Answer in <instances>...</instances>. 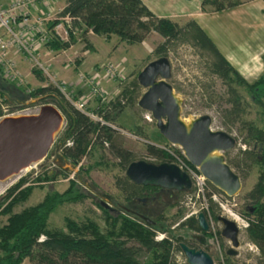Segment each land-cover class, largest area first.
<instances>
[{
    "label": "trees",
    "instance_id": "16d2710c",
    "mask_svg": "<svg viewBox=\"0 0 264 264\" xmlns=\"http://www.w3.org/2000/svg\"><path fill=\"white\" fill-rule=\"evenodd\" d=\"M248 1L201 0L200 9L204 13L220 12ZM65 16L70 18L68 30L71 38L73 31L78 30L85 41L86 34L92 32L105 37L115 35L128 43H140L154 32L163 39L154 49L157 58L166 56L170 47L181 43H188L210 57L207 69L211 76L227 83L225 100L230 106L228 113L231 118L224 124L229 126L236 123L243 143L249 147L241 151L242 163L230 160V165L240 169L243 163L245 166L254 164L259 169L256 182L244 195L247 203L244 217L248 222L244 233L260 252L256 264H264V126L260 127L243 117L242 98L232 84L242 86L264 115V69L255 80H246L195 20L189 19L180 24L169 17L157 16L143 0H65L57 17L46 23L48 31L52 30L59 18ZM45 45L52 50L68 47L66 42L56 36L45 42ZM261 59L264 66V54ZM32 73L42 84L29 91L16 87L18 98L21 101L35 99L41 104H53L62 113L64 126L51 147L52 151L48 153L56 154V165L38 173L25 186L26 177H22L7 188L6 195L0 199V215L6 216L5 222L0 224V264H22L25 259L37 260L39 264H173L174 251H182L180 243L205 251L213 258L207 243V238H212L213 233L203 231L194 216L182 220L179 213L169 219L159 212L151 218L154 223L140 217V214H149H146L148 208L138 199L147 196L158 186L136 184L125 174L127 165L135 159L131 151L121 146V132L110 126L115 125L117 115L122 110L123 104L119 99L99 104L93 112L99 119H94L76 109L55 84L46 81L40 69L34 68ZM2 79L11 83L5 75ZM2 89L0 87V118L5 114L3 106L8 105L6 91ZM138 133L137 130L135 135ZM67 141H71V145H67ZM96 146L103 149L109 146V151L118 160L117 166L124 171L114 181L121 193L120 204L123 207L117 204L111 207L105 201H96L106 224L105 230H101L92 219L79 223L69 218L65 220V230L48 228L49 216L57 206L82 202L93 195L88 194L94 186L89 175L91 167L83 164V161L96 150ZM164 146L148 144V159L145 160L152 163L172 162L166 150L171 145L165 142ZM100 158H105L102 151ZM73 171V177L68 180L63 191L52 189L36 204L13 211L16 205L29 198L36 186L34 183L67 178ZM209 187L214 192L222 193L212 184ZM128 203L134 204L130 210L124 208ZM209 213L217 221L218 214L211 198ZM179 216L177 221L175 218ZM175 224V228L171 229L170 226ZM157 233L165 236L156 239ZM193 233L200 234L199 237L204 241ZM216 237L222 240L219 230ZM222 251L224 262L230 264L232 256L227 255L225 248Z\"/></svg>",
    "mask_w": 264,
    "mask_h": 264
},
{
    "label": "rangeland",
    "instance_id": "374dc122",
    "mask_svg": "<svg viewBox=\"0 0 264 264\" xmlns=\"http://www.w3.org/2000/svg\"><path fill=\"white\" fill-rule=\"evenodd\" d=\"M146 1L154 10L159 12L168 10L171 7V0ZM7 2L8 0H0V3L3 4ZM64 2L65 0H54L49 5L50 8L48 10H43L46 11L43 14H39L38 11L36 12L34 9H30V17H41L43 20L41 27H46V23L49 20L57 17ZM174 20L180 24L187 21L185 17H178ZM199 20L206 28L211 30V34H213L214 40L219 48L234 61L232 64H234V67L238 69L246 80L251 82L260 75L264 66L261 59L262 55L256 54L258 49H255L256 52L253 49L255 53L246 57L238 49L237 45L244 43V41L247 44L250 42V45L254 43L252 32H250L248 27L243 26L240 15L228 16L223 13L207 16L209 27L205 21ZM253 35L255 36V33ZM39 36L38 29L36 28L35 31L28 33L26 38H29L31 42ZM86 39L85 41L82 38L80 31L74 30L73 37L71 38L69 36V40L66 41L68 47L62 50H52L43 41L35 52L40 65L29 60L26 54L23 53V50L19 49L13 43L12 47L7 51L6 59L9 63L13 62V70L19 73V76L17 78H10L5 72L4 64L0 65V87L6 91L4 93H6V101L8 104L4 107V116L34 114L39 110L42 104L35 99H24L21 101L18 98L16 87H21L29 91L40 86L42 83L35 79L33 76L35 74L32 73V69L38 68L42 70L43 67L46 69L43 75L48 83L55 85L63 84L65 92L72 97L84 95L88 99L86 104L87 111L92 114L95 111L94 109L98 108L99 104L109 103L115 98L119 99L123 107L117 115L115 126L123 131L120 135V144L123 148L132 152L135 160L148 159L146 146L153 144L156 147H163L166 140L157 129L151 114L137 105L139 98L146 90L138 83L137 75L148 62L158 57L154 49L163 41L162 37L152 32L140 43H128L120 40L115 35L105 37L88 32ZM256 40H260V37L257 36ZM262 45L264 46V44ZM165 57L170 62L171 75L168 82L180 99V116L182 120L188 123L191 119L200 115H209L213 130H223L235 138L234 147L228 152H221L225 161L229 165L231 164L230 160L242 163L241 151L249 149V147L243 143L242 135L239 134L236 123L229 124V126L224 124V121L231 118V115L228 113L230 106L225 100L227 83L217 77L211 76L207 69V62L210 60V57L188 43H181L174 45L172 48L170 47ZM108 68H111V71L109 72L110 77L108 76L109 79L107 80V77H103L102 75H104V72ZM96 73L100 75V86L105 90L103 101L97 94L95 96L91 94L92 85L89 83V80ZM4 75H8L7 77L11 83L2 79ZM80 76H83L82 81H79ZM19 77L22 79V82H19ZM232 84L242 98L244 108L242 112L243 117L263 127L264 115L261 113V108L242 86ZM96 117L94 116V118ZM63 126L55 135V141L61 133ZM137 130L139 133L135 135ZM109 148V146H105L104 149L96 146V150L89 156H86V159L83 161V164L91 167L89 175L93 180L94 186L90 188V193H87L93 195L87 197L82 202L64 203L57 206L49 216L48 228L65 230V220L69 218L79 223L92 219L98 224L101 230H105L106 224L100 209L96 206V201H105L111 207H114L116 204L123 207L120 204L122 199L121 193L115 186L114 181L117 176H122L124 171L117 166L118 160L109 151ZM100 151L105 154L104 159L100 158ZM46 156L28 170L15 174L12 178L9 177L8 179L0 180V199L6 195L7 188L11 187L22 177H26L25 186L38 173L54 167L56 165V154H48ZM230 166L241 177V189L233 197H228L222 192V195H218L216 200L212 199L213 207L218 215L227 216L234 221L239 220L235 216L232 218V213H234L245 220V206L247 203L244 200V195L256 182L259 169L254 164L245 166L243 163L240 169L232 167L233 165ZM72 173L67 178L59 177L54 181L34 183L36 186L29 198L25 202L16 205L13 211H19L25 206L36 204L52 189L63 191L68 185V180L72 178L70 177ZM171 190V192L164 190V193L158 194V197L154 201L151 200V205L147 207L148 210L146 211V214L149 215L145 217L151 220L157 213L162 212L169 219H172L174 216L176 217L179 213L182 216V220L186 219L184 216L188 211V207L185 204H181V202L183 201L185 203L184 198L188 190L184 192H177L174 189ZM174 193L176 197L169 196V194L173 195ZM133 205V203H128L124 205V208L130 210V207H134ZM180 216L175 219L179 221ZM5 219L6 216L0 215V224L4 223ZM151 222L154 223L152 220ZM237 225L240 228V245L237 248L238 254L232 256L229 263L256 264L260 252L255 244L250 242L245 236L242 222H237ZM175 226L176 224L170 226V228L174 229ZM220 228L221 223L214 221L215 232L217 230L220 231ZM209 231L212 230L209 229ZM194 236L196 238H202L199 237L200 234H194ZM207 239L208 247L213 254V262L215 264H221L218 262L219 260L221 261V254L218 255L217 244L220 246L223 244L222 249H227L229 246L227 240L224 238L222 240L215 238L214 234L212 238ZM201 240L204 241L203 239ZM172 261L187 264L184 254L177 250L173 253ZM22 264H39V261L25 259ZM225 264H228V262H225Z\"/></svg>",
    "mask_w": 264,
    "mask_h": 264
},
{
    "label": "water",
    "instance_id": "95a60500",
    "mask_svg": "<svg viewBox=\"0 0 264 264\" xmlns=\"http://www.w3.org/2000/svg\"><path fill=\"white\" fill-rule=\"evenodd\" d=\"M170 62L161 56L148 62L138 73V83L146 90L137 105L151 114L166 142L177 145L187 161L197 167L207 181L228 197L241 189V177L225 161L221 152L235 145L233 135L211 128L209 115H200L188 123L180 116V99L168 82ZM64 124L62 113L53 104H42L34 114L2 116L0 118V180L18 174L25 167L44 159L54 143L55 135ZM134 183L154 185L165 189L190 190L191 180L186 172L171 162L152 163L133 160L125 170ZM107 205V204H106ZM141 218L151 222L143 215ZM199 227L207 232L208 223L202 212L196 216ZM220 236L228 240V256H236L240 245L239 227L233 219L218 215ZM152 223V222H151ZM187 264H213L205 251L180 243ZM173 264H180L174 262Z\"/></svg>",
    "mask_w": 264,
    "mask_h": 264
},
{
    "label": "built area",
    "instance_id": "2783aa9c",
    "mask_svg": "<svg viewBox=\"0 0 264 264\" xmlns=\"http://www.w3.org/2000/svg\"><path fill=\"white\" fill-rule=\"evenodd\" d=\"M54 0H8L6 4L0 3V65L4 64L5 72L10 76V78H17L19 76V73L13 70L12 65L14 66L13 62L9 63L7 62L6 56L7 51L12 47L13 43L16 44V46L23 50V53L26 54V56L29 58V60H32L34 63H38L37 57L35 55L36 50L38 49V46L43 42L49 41L53 36H56L59 40L66 42L69 40V30L70 27V18L65 16L59 18V21L54 25L52 30L48 31L47 27H41L42 26V18L41 17H30V9H36L37 6L40 4L44 5H50L53 3ZM39 14H43L46 11H43L41 9L38 10ZM38 29L39 37L37 39H33L30 42L29 38H26V35L28 33H31L32 31H35V29ZM111 68H108L105 72L103 77H107V80L109 79L108 76ZM41 70V69H40ZM45 68L42 67V72H45ZM5 75V76H8ZM99 74L96 73L95 75H92V77L89 80V83L92 85L91 87V94L92 96H95L96 94L101 98V100H104L105 97V90H103L100 86V79ZM112 76V75H111ZM82 77H79V81H82ZM19 82H22V79L18 78ZM56 86L60 89V91L63 93L64 97L78 110L86 113L91 118H94L95 115L87 111V98L82 95L78 96L77 98H74L70 96L68 93L64 90V85H57ZM5 106H3L4 108ZM5 111V108H4ZM99 119V118H94ZM112 128L119 130V132L123 133V131L116 127L115 125H110ZM71 141H67V145H71ZM107 145V144H106ZM171 145V144H170ZM164 148V147H162ZM168 153L172 157V162L176 164L181 171L186 172L191 180V190L187 191L185 194V203L182 201L181 204H185L186 207H188V211L185 214L184 218L194 216L196 217L198 213L202 212L205 216V219L208 223L209 229L212 230L211 232L214 234V237L217 235V231L214 230V220L209 213V198L216 200L218 195H222V193L214 192L209 187V182L207 179L203 176V174L199 171V169L193 165H191L184 153L183 150L177 146V145H171V147L166 148ZM152 160V159H151ZM81 164V162L76 166V170L78 169V166ZM73 173L70 175V177H73ZM233 216H235L239 220H235L236 224L237 222H242V225L244 228L248 225L247 220L241 219L239 215H236L232 213ZM218 222V221H216ZM238 226V225H237ZM239 227V226H238ZM240 229V228H239ZM216 233V234H215ZM165 235L162 233H157L155 238L156 239H162ZM228 242V240H227ZM229 244V242H228ZM218 246V255L221 254V261L219 260L221 264H225L223 260V251L219 244ZM230 245V244H229ZM181 253H183L181 251ZM174 263V262H173ZM213 264H215L213 262Z\"/></svg>",
    "mask_w": 264,
    "mask_h": 264
},
{
    "label": "crops",
    "instance_id": "0c3cea01",
    "mask_svg": "<svg viewBox=\"0 0 264 264\" xmlns=\"http://www.w3.org/2000/svg\"><path fill=\"white\" fill-rule=\"evenodd\" d=\"M143 2L157 16L169 17L172 20H174L178 17H185L187 20H189V19L195 20L203 28V30L208 34V36L213 40V42L216 44L217 48L228 59V61L231 64L234 63V61L231 60L230 57H228L227 54L222 49L219 48V46L217 45V43L214 40L213 34H211V30L206 28V26L199 19H201L202 21H205V23H207L208 22L207 16H210V15H218V14L225 13L228 16H231V15L235 16L236 14H238V15H240V17H242L241 21H242L243 26L248 27L250 29V32H252L253 41H254V43H252L251 45H250V42H248V44H247V42L244 41V43L237 45L238 49L243 53L244 57H246L248 55L251 56V54H254L257 49H258L256 52L257 55L261 56L262 54H264V46L262 45V44H264V2L262 0H250V1H248L244 4H241L239 6H236L234 8H230V9L223 10L220 12H213V13H204L201 11V9H200L201 0H197V1H195V0H171V5H170L171 7L168 10H165L162 12L154 10L147 3L146 0H143ZM192 4H194V5H192ZM49 8L50 7L48 5H44V4L40 5L39 4L37 6V8L34 10L37 12L39 9L48 10ZM174 21H176V20H174ZM208 23H207V25L209 27ZM254 33H255V36L253 35ZM257 36L260 37V40H256ZM253 49L254 50L256 49L255 52H253L254 51ZM248 61H251V60H248ZM232 65L234 66V64H232ZM34 77H35V79H37L36 76H34Z\"/></svg>",
    "mask_w": 264,
    "mask_h": 264
},
{
    "label": "flooded vegetation",
    "instance_id": "af4514ba",
    "mask_svg": "<svg viewBox=\"0 0 264 264\" xmlns=\"http://www.w3.org/2000/svg\"><path fill=\"white\" fill-rule=\"evenodd\" d=\"M166 190L168 192H171L172 190L169 189H165V188H160L158 187L156 190L148 193L147 196L143 197V198H139L138 200H140L142 202V205L143 206H146V207H149L151 204V200L154 201L157 197H158V194H161V193H164L163 191ZM178 192V191H177ZM170 197H176V194L174 193L173 195L169 194ZM196 218V217H195ZM218 221V220H217ZM209 231V229H208ZM229 247V246H228ZM227 250V249H226Z\"/></svg>",
    "mask_w": 264,
    "mask_h": 264
},
{
    "label": "bare ground",
    "instance_id": "6f19581e",
    "mask_svg": "<svg viewBox=\"0 0 264 264\" xmlns=\"http://www.w3.org/2000/svg\"><path fill=\"white\" fill-rule=\"evenodd\" d=\"M34 164H32L31 166H28V167H25L24 169H22L20 172H23V171H26V170H28L30 167H32ZM19 172V173H20ZM15 175V174H14ZM14 175H11V176H9V177H13ZM9 177H7V178H5V179H8ZM5 179H3V180H5ZM10 180V179H9Z\"/></svg>",
    "mask_w": 264,
    "mask_h": 264
}]
</instances>
